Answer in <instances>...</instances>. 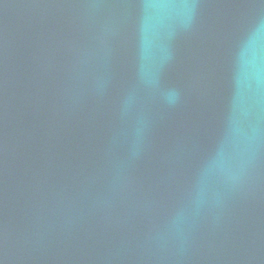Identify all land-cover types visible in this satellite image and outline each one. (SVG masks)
<instances>
[{
	"label": "water",
	"instance_id": "95a60500",
	"mask_svg": "<svg viewBox=\"0 0 264 264\" xmlns=\"http://www.w3.org/2000/svg\"><path fill=\"white\" fill-rule=\"evenodd\" d=\"M0 264H264V0H0Z\"/></svg>",
	"mask_w": 264,
	"mask_h": 264
},
{
	"label": "clouds",
	"instance_id": "9594fccd",
	"mask_svg": "<svg viewBox=\"0 0 264 264\" xmlns=\"http://www.w3.org/2000/svg\"><path fill=\"white\" fill-rule=\"evenodd\" d=\"M180 215H182V213H178V216H177V218H179V216H180Z\"/></svg>",
	"mask_w": 264,
	"mask_h": 264
}]
</instances>
